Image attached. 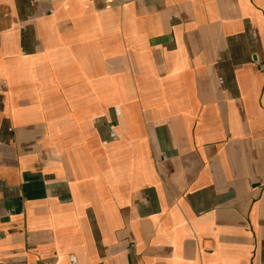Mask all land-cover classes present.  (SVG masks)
I'll return each instance as SVG.
<instances>
[{
  "label": "crops",
  "instance_id": "obj_1",
  "mask_svg": "<svg viewBox=\"0 0 264 264\" xmlns=\"http://www.w3.org/2000/svg\"><path fill=\"white\" fill-rule=\"evenodd\" d=\"M0 0V264H264V0Z\"/></svg>",
  "mask_w": 264,
  "mask_h": 264
},
{
  "label": "built area",
  "instance_id": "obj_2",
  "mask_svg": "<svg viewBox=\"0 0 264 264\" xmlns=\"http://www.w3.org/2000/svg\"><path fill=\"white\" fill-rule=\"evenodd\" d=\"M42 3L48 5L51 7V9L49 10V13L50 14H53V9H52V6L54 3L58 2V1H61V0H40ZM90 1H93V0H90ZM71 262L72 264H76V261L74 258H71Z\"/></svg>",
  "mask_w": 264,
  "mask_h": 264
}]
</instances>
